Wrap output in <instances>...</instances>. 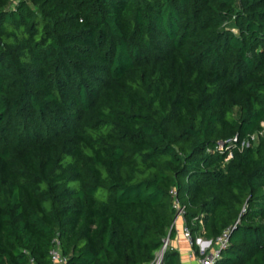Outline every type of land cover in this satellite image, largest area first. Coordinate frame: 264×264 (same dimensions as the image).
Returning <instances> with one entry per match:
<instances>
[{"label": "trees", "instance_id": "obj_1", "mask_svg": "<svg viewBox=\"0 0 264 264\" xmlns=\"http://www.w3.org/2000/svg\"><path fill=\"white\" fill-rule=\"evenodd\" d=\"M263 120L264 0H0V264H147L171 188L264 264Z\"/></svg>", "mask_w": 264, "mask_h": 264}, {"label": "built area", "instance_id": "obj_2", "mask_svg": "<svg viewBox=\"0 0 264 264\" xmlns=\"http://www.w3.org/2000/svg\"><path fill=\"white\" fill-rule=\"evenodd\" d=\"M18 0H12V3L17 2ZM236 138L233 137L232 140L227 141H218L215 145V150L218 152L226 151V156L224 160L226 161L228 158H230V142L235 141ZM169 193L171 194L172 200V207L174 209V217L172 221V227L176 225V221L180 220V233L183 241L188 243L190 246L194 244L197 248L198 256L195 260V264H212L214 260H216L219 256V252L222 248H224L227 244V232L228 229H225L222 231V233L216 237L213 241L203 238H194L192 239L190 232L188 228L185 226L183 221V214L184 210L181 206H179L176 198L174 197V189L171 188L169 190ZM169 246L168 237L166 236V240L162 242L160 247L153 253L152 259L147 264H160L162 254L166 247ZM49 257L51 264H64L65 258L61 255L59 247H58V241L53 239L52 240V246L49 250ZM31 261V260H30Z\"/></svg>", "mask_w": 264, "mask_h": 264}, {"label": "crops", "instance_id": "obj_3", "mask_svg": "<svg viewBox=\"0 0 264 264\" xmlns=\"http://www.w3.org/2000/svg\"><path fill=\"white\" fill-rule=\"evenodd\" d=\"M181 221L177 220L176 225L173 227L174 236L169 241V246L177 251L181 264H195V260L198 256L197 248L190 246L183 241L180 233ZM196 238H203L200 234Z\"/></svg>", "mask_w": 264, "mask_h": 264}, {"label": "rangeland", "instance_id": "obj_4", "mask_svg": "<svg viewBox=\"0 0 264 264\" xmlns=\"http://www.w3.org/2000/svg\"><path fill=\"white\" fill-rule=\"evenodd\" d=\"M260 127L261 128L258 132H255L250 136V139H252L253 141H256L258 136L264 135V120L260 123Z\"/></svg>", "mask_w": 264, "mask_h": 264}, {"label": "water", "instance_id": "obj_5", "mask_svg": "<svg viewBox=\"0 0 264 264\" xmlns=\"http://www.w3.org/2000/svg\"><path fill=\"white\" fill-rule=\"evenodd\" d=\"M166 240V237L163 239V241L162 242H164Z\"/></svg>", "mask_w": 264, "mask_h": 264}]
</instances>
